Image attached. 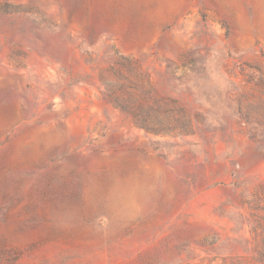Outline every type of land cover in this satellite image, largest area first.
Wrapping results in <instances>:
<instances>
[{
	"label": "rangeland",
	"instance_id": "374dc122",
	"mask_svg": "<svg viewBox=\"0 0 264 264\" xmlns=\"http://www.w3.org/2000/svg\"><path fill=\"white\" fill-rule=\"evenodd\" d=\"M25 260L264 264V0H0V264Z\"/></svg>",
	"mask_w": 264,
	"mask_h": 264
},
{
	"label": "crops",
	"instance_id": "0c3cea01",
	"mask_svg": "<svg viewBox=\"0 0 264 264\" xmlns=\"http://www.w3.org/2000/svg\"><path fill=\"white\" fill-rule=\"evenodd\" d=\"M23 252H24V255L25 256H29V253H30V250H26V249H24L23 250ZM19 260V259H18ZM27 261V262H26ZM24 264H29V261L28 260H25V263ZM31 264V263H30Z\"/></svg>",
	"mask_w": 264,
	"mask_h": 264
},
{
	"label": "trees",
	"instance_id": "16d2710c",
	"mask_svg": "<svg viewBox=\"0 0 264 264\" xmlns=\"http://www.w3.org/2000/svg\"><path fill=\"white\" fill-rule=\"evenodd\" d=\"M144 258H145V262H147L148 263V261H149V258L147 257V256H143Z\"/></svg>",
	"mask_w": 264,
	"mask_h": 264
}]
</instances>
